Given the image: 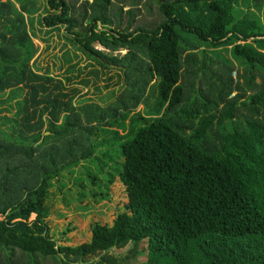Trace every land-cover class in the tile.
<instances>
[{
    "label": "trees",
    "instance_id": "trees-1",
    "mask_svg": "<svg viewBox=\"0 0 264 264\" xmlns=\"http://www.w3.org/2000/svg\"><path fill=\"white\" fill-rule=\"evenodd\" d=\"M37 2L0 0V264H127L110 252L127 245L129 264H264V0H148L156 26L140 0ZM113 77L121 95L99 86ZM86 87L116 99H83ZM129 118L125 137L108 131ZM99 132L124 159L127 210L58 246L46 199L84 163L98 185Z\"/></svg>",
    "mask_w": 264,
    "mask_h": 264
},
{
    "label": "rangeland",
    "instance_id": "rangeland-1",
    "mask_svg": "<svg viewBox=\"0 0 264 264\" xmlns=\"http://www.w3.org/2000/svg\"><path fill=\"white\" fill-rule=\"evenodd\" d=\"M140 1H142L144 6H142V17H140L139 20L145 22L148 26L158 25L161 22V16L158 13L157 7H153V12L150 13L145 9V5L148 0ZM116 2H118V0H116ZM123 2V10H127L131 7V0H123ZM45 6L49 7L46 3V0H39V2H37V7L41 8L40 13L45 12ZM64 31L65 29L62 28L61 31L55 33L56 35H54V38L52 39V45H54L56 42L59 44L54 53L56 55L62 54V47L66 44L65 40L62 38H57V34L62 35ZM34 44L35 48L39 50V54L42 53L46 48V46L41 44L39 40L35 39ZM67 47L70 53H73L76 49L72 44ZM95 47L98 50L108 53V51L99 44H95ZM126 52L127 51L125 50H121L116 54L124 55ZM78 54L80 58L76 60V62L83 61L82 63L85 64L89 61V59L86 58L82 53ZM220 54L225 58L230 59L227 51L222 49ZM48 62L51 63V59L48 60ZM236 77V72H233L232 78L235 79ZM118 81L119 79L117 77H113V79L109 81L103 78V80L100 81L99 86L104 87L107 84H110L112 87L115 85V83H118ZM124 84L125 81H121L119 86H116L115 88L112 87L114 90H116L117 95H121V92L125 87ZM81 94V98H91L94 102H97L101 105L108 104L110 101H114L116 99L110 96L113 94L111 89H102L101 91H98L93 87H86ZM153 102L154 100H152V103ZM145 109V105H140L135 113H144L146 115L147 113ZM131 122L132 118H129L125 122L127 124L125 129L114 126L108 131H117L119 137H125L131 129ZM95 139L96 144L99 146L98 156L101 158L100 166L102 167L105 176H115L114 182L109 185L108 180L101 174L97 180L98 185L90 186L87 182L88 173H82L85 168L84 166L89 165L87 163L66 170L62 173V175L55 179L54 188L49 191L48 197L46 199L45 209L47 212L46 223L50 228V235L55 242L57 241L58 246H79L89 243L92 240V229L96 224L111 227L115 218L127 210V205L129 202L128 194L126 192V188L118 179L119 177L116 176V172L120 169L124 159L112 156L110 153L111 146L109 143L112 141L111 133L107 134L104 132H99ZM89 166L95 172L93 165ZM94 194L97 195V198L91 197V195ZM82 198L84 199L82 202H80V199ZM33 218L34 215L30 217V220H33ZM1 219L2 216L0 215V220ZM130 247L131 245H127L123 249H113L110 252L111 255L119 258V260H124L127 264H129V261L126 260V256ZM143 260L144 258H137V260H133L131 264H138Z\"/></svg>",
    "mask_w": 264,
    "mask_h": 264
},
{
    "label": "water",
    "instance_id": "water-1",
    "mask_svg": "<svg viewBox=\"0 0 264 264\" xmlns=\"http://www.w3.org/2000/svg\"><path fill=\"white\" fill-rule=\"evenodd\" d=\"M48 134H50V133H48Z\"/></svg>",
    "mask_w": 264,
    "mask_h": 264
}]
</instances>
